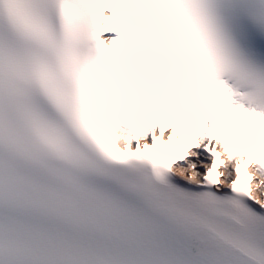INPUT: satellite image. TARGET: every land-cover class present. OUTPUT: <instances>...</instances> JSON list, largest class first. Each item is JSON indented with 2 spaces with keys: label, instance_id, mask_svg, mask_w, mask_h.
Returning a JSON list of instances; mask_svg holds the SVG:
<instances>
[{
  "label": "snow or ice",
  "instance_id": "snow-or-ice-1",
  "mask_svg": "<svg viewBox=\"0 0 264 264\" xmlns=\"http://www.w3.org/2000/svg\"><path fill=\"white\" fill-rule=\"evenodd\" d=\"M0 264H264V0H0Z\"/></svg>",
  "mask_w": 264,
  "mask_h": 264
}]
</instances>
